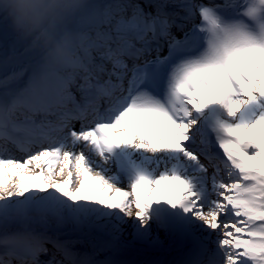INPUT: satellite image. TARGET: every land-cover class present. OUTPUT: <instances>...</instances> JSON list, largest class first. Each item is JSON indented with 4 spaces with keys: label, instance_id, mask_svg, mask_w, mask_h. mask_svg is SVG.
Listing matches in <instances>:
<instances>
[{
    "label": "snow or ice",
    "instance_id": "snow-or-ice-1",
    "mask_svg": "<svg viewBox=\"0 0 264 264\" xmlns=\"http://www.w3.org/2000/svg\"><path fill=\"white\" fill-rule=\"evenodd\" d=\"M28 7L54 47L0 18V264H119L125 217L176 264H264V0Z\"/></svg>",
    "mask_w": 264,
    "mask_h": 264
},
{
    "label": "bare ground",
    "instance_id": "bare-ground-1",
    "mask_svg": "<svg viewBox=\"0 0 264 264\" xmlns=\"http://www.w3.org/2000/svg\"><path fill=\"white\" fill-rule=\"evenodd\" d=\"M89 2H97V0H89ZM56 171H59L57 167ZM55 179H61V177H55ZM131 217H125V220ZM100 225L105 224V221H100ZM123 229L122 240L124 244L118 250H112L108 248L99 247L94 253V258L98 261H106L111 257L126 258L123 262H130V264H167L172 258L177 257L179 259V252L181 249V243L179 241H168L166 244L158 246H150L140 241H133L131 231L128 229L127 224L121 225ZM63 231L72 235L74 238H81L80 242L76 244L75 248L81 253L93 254L92 238L99 237L101 239L107 238V232L102 228H93L91 230L87 228H79L73 225H64ZM163 240V237H161ZM131 243V244H130ZM125 244H130L128 246ZM128 247V248H127ZM138 252H135L137 251ZM130 254L129 257L125 256ZM140 255V256H136ZM169 255L170 258L163 259L162 257ZM174 262L170 263L173 264Z\"/></svg>",
    "mask_w": 264,
    "mask_h": 264
},
{
    "label": "clouds",
    "instance_id": "clouds-1",
    "mask_svg": "<svg viewBox=\"0 0 264 264\" xmlns=\"http://www.w3.org/2000/svg\"><path fill=\"white\" fill-rule=\"evenodd\" d=\"M41 0H0V18L6 20L12 30L23 40L39 38L40 44L45 49L54 47L51 36L43 37L37 25V20L29 9V5L40 3ZM60 13L69 16L83 11L89 0H54ZM52 21H46L45 26L51 32Z\"/></svg>",
    "mask_w": 264,
    "mask_h": 264
},
{
    "label": "rangeland",
    "instance_id": "rangeland-1",
    "mask_svg": "<svg viewBox=\"0 0 264 264\" xmlns=\"http://www.w3.org/2000/svg\"><path fill=\"white\" fill-rule=\"evenodd\" d=\"M126 221H128L127 226H128V229L131 231V218H127ZM130 244H131V243H130ZM130 244H125V245L132 246V245H130ZM127 248H128V247H127ZM135 252H138V250L135 251ZM125 255H128V256H129L130 254H126V253H125ZM136 256L138 257V256H140V255H136Z\"/></svg>",
    "mask_w": 264,
    "mask_h": 264
}]
</instances>
